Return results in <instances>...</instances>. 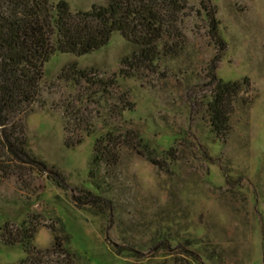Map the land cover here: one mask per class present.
<instances>
[{"label": "rangeland", "instance_id": "1", "mask_svg": "<svg viewBox=\"0 0 264 264\" xmlns=\"http://www.w3.org/2000/svg\"><path fill=\"white\" fill-rule=\"evenodd\" d=\"M65 1L72 12L100 3ZM184 13V50L172 63H157L156 74L144 80H116L120 60L131 51L118 34L88 55L55 54L45 63L40 100L13 129L24 141L21 147L27 156L15 158L0 144V264H16L25 256L20 245L4 243L5 225L15 232L29 221L37 223L33 239L37 249L50 247L51 228L58 235L64 227L71 248L86 254L85 264L134 263L125 248L137 251L140 258L151 255L161 261L165 249L153 251L151 234H144L142 224L166 207L182 213L178 226H190V234L184 236L215 248L219 264H264V0H186ZM211 19L216 22L215 35L210 32ZM69 64L92 69L106 83L114 81L109 95L100 92L83 99L81 107L94 117V133L81 134V143L72 146L69 138L74 142L79 136L65 134L59 106L81 95L84 87L72 91L58 79ZM212 75L223 82H247L237 100L245 105L239 101L232 106L230 131L219 139L206 136L203 100L215 85L216 81L208 85ZM187 81L189 89L184 86ZM104 123L139 129L155 139L179 131H188V136L172 143V154L179 160L175 176L122 149L115 178L107 180L113 208L94 215L90 212L94 206L84 198L86 190L95 192L88 168ZM175 178L186 181L189 190L183 206L175 203L169 189ZM175 231L173 227L172 234ZM168 247L169 257L177 263L193 262L174 249V242Z\"/></svg>", "mask_w": 264, "mask_h": 264}, {"label": "trees", "instance_id": "2", "mask_svg": "<svg viewBox=\"0 0 264 264\" xmlns=\"http://www.w3.org/2000/svg\"><path fill=\"white\" fill-rule=\"evenodd\" d=\"M99 1L100 3L92 4L87 10L72 12L65 0L57 3H51L49 0H0V144L8 147L15 158L27 154L21 147L24 141L13 131L14 125L16 121L20 122L22 118L25 119L32 113L33 106L39 102L43 67L53 55L85 56L106 46L112 35L118 34L131 51L120 60L116 80L118 78L140 81L148 75L156 74L157 63L162 61L172 63L184 50L185 36L181 23L185 16L186 0ZM215 24V20L211 19L210 32L213 35L216 34ZM219 41L221 42L220 39ZM93 73L92 69H79L75 64H69L60 71L58 77L72 91H76L77 87H84L82 94L86 93L85 96L82 94L74 96L65 106H59L63 110V131L70 137L79 136L74 142L69 138L70 141L67 143H71V146L81 143V134L90 136L94 133L92 121L94 117L89 118L90 111L81 107L83 99L89 100L88 97L97 96L100 92L109 95L108 86L114 82L108 80L106 83ZM212 81H216L215 85L203 100L208 122L206 136L215 135L219 139L226 137L230 131L229 118L232 115V106L239 101L245 105L244 100H237L240 98L239 94L243 92L242 87H247V82L246 80L223 82L214 75L208 83L209 86L212 85ZM189 84L187 81L184 86L189 89ZM94 88L91 93L90 90ZM111 111L108 110V114ZM120 113L118 112V115ZM84 115H87V118ZM96 118L99 119L98 116ZM96 135L88 168V179L95 192L86 190L87 196L84 200L89 202L90 206H94L90 212L94 215H104L107 210L113 208L107 180L115 178L114 170L119 166L122 149L139 155L159 171L172 176L176 173L179 161L172 154V143L178 140L186 141L188 131L173 134L169 132L155 139L150 134H142L139 129L104 123ZM169 189L174 191L177 205L187 204L189 190L186 181L172 179ZM167 208L161 209L157 216L154 213L151 220H145L142 224L144 234H151L150 242L155 244L153 251L156 253L158 249L164 248L165 259L158 261L154 257L151 258V255L140 258L137 251L125 248L135 258L132 264H179L176 259L169 257L168 245L171 242H174L175 250L184 252L192 258L193 262L190 264L203 262L219 264L220 259L214 254L215 248L210 250L202 241L184 236L190 234L188 233L190 226L187 227L188 230L181 225L178 226L182 213L178 210L172 212ZM9 226L6 224L4 228L2 235L4 243L8 246L20 245L25 254L16 264L88 262L86 254L71 248L70 235L64 227L60 228L58 235L55 229L51 228L50 247L37 249L33 244L37 223L22 222L15 232H12ZM173 227L176 230L174 234Z\"/></svg>", "mask_w": 264, "mask_h": 264}]
</instances>
